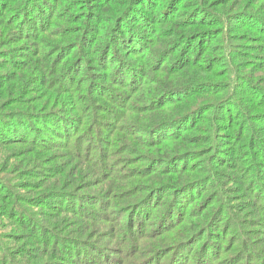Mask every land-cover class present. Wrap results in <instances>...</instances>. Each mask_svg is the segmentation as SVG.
Masks as SVG:
<instances>
[{
  "label": "trees",
  "instance_id": "16d2710c",
  "mask_svg": "<svg viewBox=\"0 0 264 264\" xmlns=\"http://www.w3.org/2000/svg\"><path fill=\"white\" fill-rule=\"evenodd\" d=\"M81 9L82 17L69 15ZM0 19L3 45L15 40V52L25 54L21 59L39 48L27 66L0 76V122L12 118L22 127L31 121L34 129L0 140L2 149L12 148L23 159L9 169L14 158L0 155V244L27 242L38 232L47 238L49 224L66 233L62 253L71 249L77 260L72 264H184L190 246L199 253L194 264H218L210 250L222 231L231 234L219 250L224 261L264 264V230L253 229H264V203L250 200L241 171L232 168L226 175L216 169L232 166L224 154L236 160L261 153L262 161L246 167L264 191V140L249 132L259 146L253 152L244 127L228 137L233 146L239 140L238 147L219 149L236 108L246 126L264 116L236 99L245 93L264 106L258 85L264 74V0H0ZM0 55L9 59L8 52ZM29 84L39 87L33 105L23 99L30 96ZM2 102L20 105L4 109ZM145 112L153 113L152 121L142 124L130 115ZM209 119L208 134L199 136ZM196 121L201 127L189 125ZM98 151L101 159L92 164ZM115 153L125 162L123 175L104 167ZM14 173V181L8 179ZM93 183L98 192H79ZM90 198L98 205L91 215ZM105 198L115 199L111 210L127 213L119 249L91 239L103 237ZM152 204L161 211L149 217L148 230L139 221ZM91 249L101 261L91 258ZM46 251L37 247L26 255L38 259ZM124 251L133 261H124Z\"/></svg>",
  "mask_w": 264,
  "mask_h": 264
},
{
  "label": "rangeland",
  "instance_id": "374dc122",
  "mask_svg": "<svg viewBox=\"0 0 264 264\" xmlns=\"http://www.w3.org/2000/svg\"><path fill=\"white\" fill-rule=\"evenodd\" d=\"M76 14H77V18L82 17V9L79 12H77V13H71L69 15H76ZM0 21H1V19H0ZM3 28H5V26L2 27L1 26V22H0V32L3 31ZM11 31H12V29L10 27L9 28L10 37H11ZM14 43H15V40H12V42L10 43L9 39H8V42H6V44L3 45V37L0 36V52H2V53L8 52V54H9L8 55L9 59H8V57L4 58V57H2L0 55V76L9 73L10 71H12L13 68H17L18 66H22V67L27 66V65L23 64V63H25V60L35 59L34 52L36 53L37 51H39V48L33 47L31 49V51L28 52L27 58L21 59V58H23L25 56V54L24 53H20V52L16 53L15 52V48L17 47V45L14 44ZM207 47H210V46L207 45ZM23 52H27V50H23ZM216 53H217V50L215 49L213 52L210 53V55H214ZM219 67L221 68L220 69L221 74L219 75L221 77L223 75L222 74V69L226 70L227 64L225 62H223L222 65H220ZM89 70H91V68H89ZM14 73H17V71L14 72ZM152 75L153 74H151L150 76H152ZM215 79H217V78L215 77L214 80ZM259 79H260V82L258 83V85H259V87L264 89V84L261 83L262 81H264V74H260ZM29 85H30V89H31L30 96H28L26 98L23 97V99H24L25 103H30V105H33L34 104L33 101H35V97L38 95L39 87L38 86L33 87L31 84H29ZM44 88L46 89L47 86H45ZM236 99L238 101H240L241 99L244 100V102L246 103V105H247V107L249 109L248 112L251 111L255 115H258V114L264 112V106H262V105L260 106L259 104L255 103V99H253V101L251 102L250 98L245 93L244 94H240L238 97H236ZM15 104H13L12 102H2L1 103V105L3 106L4 109H14L16 107ZM19 105H17V106H19ZM60 106H61V104H60ZM218 106L219 105H217V109H216V112H215L217 114H218V110L221 107V106H219V107ZM229 107H231V106H229ZM4 111L5 112H9V110H4ZM229 111H233V110L229 109ZM237 111H238V109L236 108L235 112H231L229 114V115L233 116V119H232L231 123H229V129L225 131L226 137L223 140L224 143L222 142L221 145H220L219 149H223L222 151H226L228 149H234L235 147H238L240 145L239 140L236 142V145H234V146L229 144L228 137L231 136V135L232 136H236L238 133H241L244 130V127L246 128V132H245L246 133V136H245L246 138L250 137L249 132L252 131V132H254V136L255 137H259L261 140H264V116H262L261 118L255 120V122L248 123V125L246 126V118L245 117H241L240 115H238ZM130 115L134 116L136 119H138L140 117L141 118L140 122L142 124H143L144 121H146L148 119H151V121L153 119L152 118V115H153L152 112H145V114H142L141 116H136V115H133V114H130ZM251 120H253V119H251ZM13 122H14V124H13ZM201 123L196 121V122H193L192 124L189 123V125H192V126L195 125V127H201ZM2 124H4L5 126H3ZM22 124H23L22 127L19 126L18 121L14 120L12 118L7 119V120L3 119L0 122V140L14 139L15 133L17 131H20V134H23L25 132H27V134L31 133L32 131L34 132V129L31 128V125H32L31 121H24V122H22ZM35 124H36V127L38 128L39 125L37 123H35ZM6 125H9V126H6ZM19 127H20V129H19ZM211 127H212V121L209 119L208 121L205 122L204 125H202V130L200 132H198V135L199 136L200 135H207L208 134L207 130H209ZM35 133L38 134L37 132H35ZM23 137H25V136H23ZM262 137H263V139H262ZM249 142L251 144L250 146H252V151L253 152L259 151V146H257L258 145L257 140H255L253 137H250ZM10 151H14V150H12V148L2 149L1 145H0V155L7 156L9 158H14L13 161L15 163H18L19 161L23 160V159H21L20 155L15 154L14 152H10ZM101 151H103V150H101ZM101 151H98L97 153H95L93 159L91 158L90 162H92V164H95V163H96V165L98 164V160L101 159V157H100V152ZM54 152L55 153H61V151H59V150H54ZM51 154H52V151L49 152V154H46V155L50 156ZM213 154H214V152H213ZM232 154H235V151L232 152ZM61 155H64V154H61ZM262 156H263V154L257 153V154H254L253 157H245V158L243 157V158H238L236 160H233L231 157H228L227 155L224 154V155H222V157L227 159L229 161V163H231L232 166H225V163H224L223 165H220V166L218 165L216 167V169L218 171L226 173V175H231L233 170L234 171H241V172H239V174H241V178H244L245 184L249 185V188L252 190V193H253V198H251L250 200L253 203H260V204L264 203V191L258 185H254L253 184V182L255 184H258V182L255 180L256 175L253 174L254 172L250 168H247L246 166L249 165V164H253L254 162H259V160L262 161V158H263ZM67 157H71V156H67ZM67 157L60 158L59 160H56L55 162L63 160L65 158H67ZM118 158H119L118 154L115 153V154H112V156L109 157L107 159V161H105L106 164H105L104 167H106L108 169L110 175H111V173H115L116 175H123L125 173L126 165H123L125 162L123 161L124 163H122L120 160H118ZM128 158H131V156L128 155L127 159ZM100 167H101V165H99L97 168H100ZM198 168L200 169L201 166H199ZM232 168H234V169L232 170ZM0 173H1V170H0ZM15 174L16 173L9 174L7 176L8 179H12L14 181ZM73 175H75V174H73ZM168 175H170V173H168ZM18 177H19V175H18ZM106 178H108V177H106ZM78 179H79V176L77 177V180ZM108 179L113 180L114 178H113V176H109ZM108 179H104V177H103L104 181H106ZM215 181H216L217 185H221L222 181H224V180H221L220 176L216 175ZM226 181H227L226 183H230L231 182L229 177L226 179ZM96 185H97L96 183H93L91 186H88L87 188H84V186H83V188H81L79 190V192L86 193L88 190H91V189H94V190H96L98 192V189H100V187H97ZM230 185L232 186V184H230ZM127 190H129V189L127 188ZM230 196L233 197L232 194H227V197H230ZM104 197H106V195H104ZM139 197H141V194L139 195ZM90 199L93 202V204L88 206L87 209H88V211H89V213L91 215V212L93 211V209L96 208L98 205L96 204V201H97L96 198H90ZM239 199L242 202L246 200V198H244V197H239ZM105 200H106V198H105ZM114 200L115 199H113V200L107 199L106 200L107 204H106V202H104V205H105L104 209L102 210L101 214L99 215V217L102 219V222H103L101 224V229L103 231H102V233H100V235L103 236V237H99L96 234H92V236H91V239L92 238H96L99 243H101L104 247H106L108 249L109 248H117V249H119L120 247H118V244L120 242H122L120 239H122V238L125 239V237L127 235V232H125L124 224H122L123 222H126V221L121 219V218L125 217L127 215V213L118 212L117 210H111V209H113V207H110V206L113 205L112 202ZM157 204H152L150 206V208H149V212H144L145 213L144 216L139 221L140 224L148 225L147 226L148 230L152 229V227L150 226L149 217L152 216V218H155L156 215L158 216L160 214L161 208L158 207ZM180 206L181 207L179 209V212H180V215H182V212H184V208L182 207L183 204H180ZM190 207H194V205H192ZM147 209H146V211H147ZM248 211H249V207L245 210L244 219L245 220L247 219L245 223L250 224L251 222H250L249 216H247V214H246ZM232 213H233V215H237L238 216V214L235 211H233ZM128 214L132 215V212L131 213L129 212ZM136 217L137 216H134V219H133L134 221L137 220ZM253 218H255V217H253ZM243 222H241V224H243V226L246 227V224L243 223ZM151 223H154V219H152ZM225 225H228V221L227 222L225 221ZM256 228L264 230L260 226H256L253 229H256ZM142 230H143V228H141V231ZM229 230H230V232L234 231V225ZM230 235L231 234L228 233V235L225 236V234H223L222 231H219V237L218 238L217 237L216 238L215 237L212 238L213 247L210 250V254L212 255L213 258L215 256L218 257V264L219 263L220 264H228V262L223 260L224 252H221L220 255H219V250L225 248L224 240H225L226 237H229ZM262 237H264V235ZM204 240H202V243L204 242ZM114 253H117V251H114L113 254ZM226 253L232 254L231 252H228V251ZM124 254H125L124 261H129V260L133 261V259L135 258L134 255L130 256L129 253H127L126 251H124ZM62 255H64V257H66V259L64 261V264H72V262L70 260H73V259H75L73 261H77L76 258H74V255L72 254V251H71L70 248L65 250L62 253ZM89 255L91 256L92 259L101 261L100 255H99V253L97 251H94V250L91 249V251L89 252ZM118 255H121V254H118ZM118 255H117V258H121V256H118ZM184 256H185V261H184L185 263L184 264H187V263L188 264H194L199 259V253H196V250H195V248L193 246L188 247L184 251ZM160 262H161L160 260H155L154 264H161ZM216 262L217 261L215 260L214 263H216ZM241 264H245V263L242 262ZM253 264H263V263H262V260L256 259V260L253 261Z\"/></svg>",
  "mask_w": 264,
  "mask_h": 264
},
{
  "label": "clouds",
  "instance_id": "9594fccd",
  "mask_svg": "<svg viewBox=\"0 0 264 264\" xmlns=\"http://www.w3.org/2000/svg\"><path fill=\"white\" fill-rule=\"evenodd\" d=\"M13 163L15 162L9 163V169H11ZM47 227L50 229L47 238L42 232H38L27 242L22 241L20 244L3 242L0 244V264H5V262L6 264H64L66 257L62 256V241L66 233L49 224ZM37 247L42 251L46 247L47 251L38 259H30L26 252ZM18 249L19 252L17 253ZM13 253L17 254L13 255Z\"/></svg>",
  "mask_w": 264,
  "mask_h": 264
}]
</instances>
